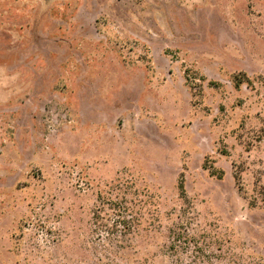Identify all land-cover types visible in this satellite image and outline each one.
<instances>
[{
	"label": "rangeland",
	"instance_id": "374dc122",
	"mask_svg": "<svg viewBox=\"0 0 264 264\" xmlns=\"http://www.w3.org/2000/svg\"><path fill=\"white\" fill-rule=\"evenodd\" d=\"M0 264H264V0H0Z\"/></svg>",
	"mask_w": 264,
	"mask_h": 264
},
{
	"label": "trees",
	"instance_id": "16d2710c",
	"mask_svg": "<svg viewBox=\"0 0 264 264\" xmlns=\"http://www.w3.org/2000/svg\"><path fill=\"white\" fill-rule=\"evenodd\" d=\"M240 85H242V82H240V81H237V82L234 84L235 88H239ZM179 189H180V191L182 192V194H184V188H183V184H182L181 182H180V185H179ZM179 237H181V233H180V232H177V233L173 232V238H174V241L177 240V238H179ZM174 245H175V244H173L172 246H174Z\"/></svg>",
	"mask_w": 264,
	"mask_h": 264
}]
</instances>
